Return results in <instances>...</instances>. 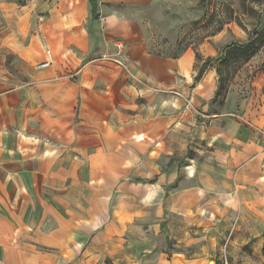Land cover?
I'll return each mask as SVG.
<instances>
[{"label": "crops", "instance_id": "1", "mask_svg": "<svg viewBox=\"0 0 264 264\" xmlns=\"http://www.w3.org/2000/svg\"><path fill=\"white\" fill-rule=\"evenodd\" d=\"M57 1L0 0V222L8 199L18 206L12 219L24 221L27 200L44 193L64 206L55 232H63L65 252L89 254L91 264L134 253L127 232L137 225L200 221L202 211L206 221L244 223L249 238L263 237L264 113H231L230 93L214 107L209 72L191 92L203 116L184 119L178 98L156 95L176 71L193 72L192 61L147 52L136 59L130 40L121 56L98 54L89 0L82 11ZM176 253L170 264H202Z\"/></svg>", "mask_w": 264, "mask_h": 264}, {"label": "rangeland", "instance_id": "2", "mask_svg": "<svg viewBox=\"0 0 264 264\" xmlns=\"http://www.w3.org/2000/svg\"><path fill=\"white\" fill-rule=\"evenodd\" d=\"M47 1L45 0V6L49 5ZM96 1L97 22L91 23L88 32L98 54L121 56L125 41L130 40L131 53L136 59L145 56L146 52L149 53L147 45L154 53H149L151 56L172 58L171 54L180 52L185 43H191L176 59L192 61L193 72L176 71L174 82L164 83V87L157 90L161 95L156 96L178 98L181 101L180 107L186 111L184 119L191 116L195 121L197 115H203H200L201 109L193 105L192 88L209 72H212L216 81L218 80L212 58L220 56L230 42H246L253 29L264 24V0ZM17 2L27 5L31 0ZM57 2L61 7L70 6L82 11L86 0ZM205 8L208 9L207 15H204ZM209 14L213 17L206 22ZM40 16L42 17V13ZM107 16L118 21L111 23L107 19L106 22L104 19ZM223 17H226L228 22L222 29L197 45L203 57L196 60L192 43L197 41L200 33L215 27L218 19ZM36 19L41 20L38 17ZM205 23L206 29L199 30V25ZM119 59L120 65L126 70L127 63L120 57ZM240 59L238 54L230 55L229 52L226 61L218 63L221 74L228 77V86L225 95L220 93L216 99L213 96L211 102L214 107L220 109L230 93L231 113H240L244 117L246 114L256 120L264 113V43L248 60ZM135 80L137 86L145 84L144 79L135 76ZM143 100L139 95L137 101ZM203 118H200V124L207 126L208 122ZM257 129L263 131L258 126ZM40 194L43 196L33 200V205V201L27 200L28 204L23 207L26 217L24 221L12 219L10 211L15 213L18 206L15 204L16 198L8 199V220L0 222V230L7 233L6 237L0 238V245L7 246V253L0 254V257L6 259V264H15L16 260H23L24 264H79L77 257H86L87 260L89 254L65 252L63 232H55V228L63 226L64 216L60 209H64V206L57 207L53 199L44 193ZM200 214V221H162L157 223L156 227L145 223L144 227L137 225L132 228L127 232L129 236L126 243L128 244L129 240L130 245L134 244V253L118 254L123 259L119 264H170L171 257L177 256V251H182L189 257H201L202 264H264V235L249 238L244 223L220 219L206 221L204 211ZM54 217L61 218V222H55ZM250 225L249 223L248 227ZM193 241L200 244L199 252L195 251ZM89 243H92V240H88L86 246ZM16 247V252L11 250L17 249ZM115 257L117 254H108L104 261L107 264H117ZM86 264H91V261L87 260Z\"/></svg>", "mask_w": 264, "mask_h": 264}, {"label": "trees", "instance_id": "3", "mask_svg": "<svg viewBox=\"0 0 264 264\" xmlns=\"http://www.w3.org/2000/svg\"><path fill=\"white\" fill-rule=\"evenodd\" d=\"M89 3L91 5V13L93 16H97V1L96 0H89ZM207 7V6H205ZM207 8H205L204 15H207ZM213 17L212 14H209L206 18V22L210 21V19ZM228 22V19L226 17L219 18L217 21V24L215 27H212L211 30H207L205 26L207 24L199 25V30H204V33H200L198 35L197 41L193 44L192 43V48L194 50L195 58L196 60H201L202 59V54L200 51L197 49V45L201 43L206 37L214 35L216 32H218L220 29H222L223 25ZM264 43V24L261 26L255 27L249 36L248 40L244 43H238V42H230L228 43L220 56L216 58H212V60L215 62L214 68L216 73L218 74V80H217V88L215 90L214 94V99L217 98V96L221 94L225 95L227 91V83H228V77H224L221 72L220 68L218 67V63L220 62H225L228 56V53L230 52V55H234L235 53L238 54L239 57H241L240 60L246 61L248 60ZM191 44V43H190ZM189 42L185 43L183 47L181 48L180 52L171 54L170 56L172 58H177L179 54H181L183 51H185L189 46H191ZM147 50L149 53H152L150 48L147 45ZM154 54V53H152ZM155 55H160V54H155ZM209 60V57H208ZM208 62V61H206ZM224 97L222 99L224 100Z\"/></svg>", "mask_w": 264, "mask_h": 264}, {"label": "built area", "instance_id": "4", "mask_svg": "<svg viewBox=\"0 0 264 264\" xmlns=\"http://www.w3.org/2000/svg\"><path fill=\"white\" fill-rule=\"evenodd\" d=\"M48 64V61L42 62L39 66H45Z\"/></svg>", "mask_w": 264, "mask_h": 264}]
</instances>
